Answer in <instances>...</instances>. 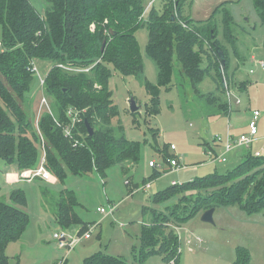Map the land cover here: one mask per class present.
<instances>
[{
    "label": "trees",
    "instance_id": "obj_1",
    "mask_svg": "<svg viewBox=\"0 0 264 264\" xmlns=\"http://www.w3.org/2000/svg\"><path fill=\"white\" fill-rule=\"evenodd\" d=\"M44 1L45 18L30 0H0V158L7 163L20 170L38 166L43 141L46 168L57 181H64L69 173L97 170L103 175L117 164L128 169L139 162L141 142L127 138L123 126L114 124L119 109L109 80L117 72L124 76L144 73L136 35L141 28L148 30L146 55L154 61L158 75V85L145 80L151 93L145 104L150 115L160 112L159 88L170 89L175 78L177 86L187 87L194 96H199L196 98H205L212 108L227 115L232 111L216 51L217 46L224 51L225 75L231 85L230 50L239 63L244 59L238 56L234 19L225 9L229 1L217 5L206 19H194L185 12L190 0H161L157 7L156 0ZM254 4L264 25V0H255ZM148 6L149 12L143 16ZM221 12L222 38L226 41L219 37L221 26L216 17ZM38 60L53 63L46 76L45 93L55 105V119L47 111L42 113L39 121L42 136L31 120L29 105L35 81L30 69ZM59 63L81 68L95 65L85 72L65 70ZM213 73L219 79L218 88L223 95L199 94V86ZM240 86L246 89L247 81L242 80ZM70 108L78 109L82 118L73 138L64 132V126L70 122L66 115ZM86 123L94 129L93 135ZM74 140L79 142L75 145ZM160 174L155 169L149 178ZM174 196L178 197L176 203L165 210H152V220L143 225L138 264H144L154 254L162 256L166 264H180V237L174 225L211 207L238 205L248 215L264 214V156L249 152L227 174L213 172L187 183H174L153 199L163 201ZM11 199L12 203L0 200V264H12L8 245L19 240L29 224V214L22 208L26 204L24 192H12ZM57 206L56 221L61 228L81 226L82 233L89 228L76 210L78 200L74 191L61 190ZM244 248L237 249L233 264H250L251 256ZM84 264L129 262L98 251L86 258Z\"/></svg>",
    "mask_w": 264,
    "mask_h": 264
},
{
    "label": "rangeland",
    "instance_id": "obj_2",
    "mask_svg": "<svg viewBox=\"0 0 264 264\" xmlns=\"http://www.w3.org/2000/svg\"><path fill=\"white\" fill-rule=\"evenodd\" d=\"M30 1L45 18L47 3L44 0ZM224 1H229L225 9L234 19L233 30L239 38L238 56L244 59L239 63L237 55L230 50L228 76L231 85L223 70L225 94L229 90L233 94L229 105L232 111L228 115L209 106L205 98H196L198 95L194 96L187 87L177 86L176 78L170 89L159 88L160 112L150 115L145 104L150 101L151 93L145 87V80L158 85V75L154 61L146 55L148 30L141 28L136 35L143 54L144 73L124 76L117 72L109 80L113 100L119 109L114 124L123 126L127 138L141 142L138 163L128 169L117 164L103 175L97 170L86 174L69 173L64 181L56 183L42 178L11 182L7 180V173L21 170L0 158V200L12 203L11 193L22 190L26 198L22 208L29 214L25 233L8 245L7 254L12 264L17 261L19 264H60L65 257V264H84L86 258L98 251L119 256L129 264H138L142 227L152 220V210H165L178 199L174 196L156 201L153 197L158 192L168 189L172 181L183 184L213 172L227 174L249 152H260L264 156V68L257 63L264 60V25L255 9V0H190L184 8L192 18L205 19ZM160 2L156 0L154 5L157 7ZM216 18L221 26L220 40H225L221 25L223 13H218ZM36 64L42 76H47L53 66L51 61L44 60H38ZM214 77L213 73L201 83L199 94L215 92L223 95L218 88L219 79ZM242 80L247 81L246 89H241ZM45 92V88L40 87L38 75H35L29 97L33 121L42 94L48 97L54 110L55 105ZM132 97L141 106L134 113L129 102ZM237 99L241 103L237 104ZM254 109L261 112L256 141L251 147L242 146L228 152L226 162L214 161L216 155L224 152V144L214 138H225L228 124H232L231 132L235 137L248 132ZM172 144L176 149L170 148ZM211 146L212 156L205 153V149L209 150ZM217 146L221 147L217 149ZM176 155L181 157V166L173 169L169 161ZM39 156L41 161L42 149ZM151 160L156 162V167L150 166ZM155 169L161 174L150 179ZM64 188L74 191L78 214L84 223L93 226L91 236L83 238L69 253L59 247L54 237L61 230L56 214L59 194ZM111 206H115L113 214L105 215L99 211L102 207L109 210ZM202 214L174 225L180 237V264H233L239 247H245L250 254V264H264V214L248 215L238 205L218 206L214 213L215 223L204 222ZM80 229L81 226L72 227V236L81 234ZM144 264L166 263L162 256L154 254Z\"/></svg>",
    "mask_w": 264,
    "mask_h": 264
},
{
    "label": "built area",
    "instance_id": "obj_3",
    "mask_svg": "<svg viewBox=\"0 0 264 264\" xmlns=\"http://www.w3.org/2000/svg\"><path fill=\"white\" fill-rule=\"evenodd\" d=\"M152 3V2H151ZM150 3V5H151ZM149 12V6L147 7L146 11L144 12L143 16H145L147 13ZM257 63H259L261 65L262 68H264V60H260L257 61ZM95 65V63L93 65H90L88 67H76V66H67L64 65L63 63H59L58 66L64 68L65 70L68 71H85L88 72L90 71V69H92V67ZM35 75H38L39 78V84L41 88H45V81H46V76H42L40 74L39 68L37 67L36 62L32 63V67L30 69ZM251 72H253V70H251ZM227 99L229 101L230 104H232V92L229 90L227 91ZM236 103H241L240 99L236 100ZM232 108V107H231ZM47 111L48 113H50L53 117H54V110L52 108V105L49 102L48 97L45 94H42V97L40 99V103H39V107L36 113V119H35V125L37 126V129L39 131V133L42 136V132L39 128V121L41 118V115L43 112ZM68 119H70L69 124H66L64 126V132L65 135L67 137L73 138L74 136V129L76 127V125L82 120L81 118V112L78 111V109L76 108H70L67 110L66 113ZM261 116V112L259 110H254L252 113V117L250 119L249 122V130L248 132L242 133L241 135H239L238 137H235L231 134L230 132V125H228V129H227V135L225 138L221 137V136H217L214 138L215 141L221 142L224 144V152L221 155H216L214 157V161H219V162H226L227 161V157L226 154L228 152H231L234 148L239 147V146H246V147H251L252 143L256 141L258 133H259V127H258V121L259 118ZM55 119V117H54ZM58 123V122H57ZM61 124V123H58ZM43 138V137H42ZM74 144L76 145L79 141L74 140ZM43 144V156L41 158V161L39 163L38 166L34 167V168H27V169H23L21 170L19 173L18 172H8L7 173V180L8 181H20V180H27V181H32L36 178H42L48 182L51 183H56L57 182V178L46 168V150H45V142H42ZM171 149H176V146L174 144L171 145ZM205 153L209 154V155H213V148L211 146V148L209 150L205 149ZM255 155H261L260 152H256ZM181 157L176 155V158H172L170 160V165L173 169H178L181 165H180V159ZM150 166H157L156 162L154 160H151L149 162ZM11 174H15L14 178H10ZM99 211L104 213L105 215H110L113 214L115 212V206H111L109 208V210H107L106 208H99ZM93 226L90 225L89 228L84 232L79 234L77 237H73L71 234V229H63L61 228V230L59 232H56L54 234V237L58 240L59 242V247L60 248H65L67 250V252L69 253L72 249H74L77 244L83 240V238H89L91 236V230H92ZM67 258L65 257L60 264H65L66 263Z\"/></svg>",
    "mask_w": 264,
    "mask_h": 264
},
{
    "label": "water",
    "instance_id": "obj_4",
    "mask_svg": "<svg viewBox=\"0 0 264 264\" xmlns=\"http://www.w3.org/2000/svg\"><path fill=\"white\" fill-rule=\"evenodd\" d=\"M172 18L174 19V15L172 16ZM104 49H105V44L103 45V50ZM216 51H217V53L219 55L220 62H221V65H220V68H219L220 74H221V77H223V70H224L225 64H226L225 54H224L223 49L221 47H219V46L216 47ZM223 83H225V82L223 81ZM129 102H130V109H131V111L133 113L139 111L141 106L137 103V101H136V99L134 97H132L129 100ZM86 125H87V129L89 131V134L93 135L94 129L89 125V123H86ZM215 210H216L215 207H211V208L205 210L203 212V214H202V220L204 222H208V223H215V220H214Z\"/></svg>",
    "mask_w": 264,
    "mask_h": 264
},
{
    "label": "crops",
    "instance_id": "obj_5",
    "mask_svg": "<svg viewBox=\"0 0 264 264\" xmlns=\"http://www.w3.org/2000/svg\"><path fill=\"white\" fill-rule=\"evenodd\" d=\"M205 19H206V18H205ZM254 110H255V109H254ZM250 116H252V115H250ZM260 120H261V118H259V121H260ZM259 121H258V123H259ZM228 125H230V132H231L232 124H228ZM227 129H228V128H227ZM231 134H232V132H231ZM232 135H233V134H232ZM258 135H259V133H258ZM233 136H234V135H233ZM220 147H221V146H217V149L220 148ZM212 148H213V147H212ZM240 148H241V146L236 147V148H234L233 150H236V149L239 150ZM233 150H232V151H233ZM232 151H231V152H232ZM243 156H244V155H243ZM236 157H238V154H236ZM172 183L174 184L175 182L172 181Z\"/></svg>",
    "mask_w": 264,
    "mask_h": 264
},
{
    "label": "bare ground",
    "instance_id": "obj_6",
    "mask_svg": "<svg viewBox=\"0 0 264 264\" xmlns=\"http://www.w3.org/2000/svg\"><path fill=\"white\" fill-rule=\"evenodd\" d=\"M14 176H15V174H11V175H10V178H14Z\"/></svg>",
    "mask_w": 264,
    "mask_h": 264
}]
</instances>
